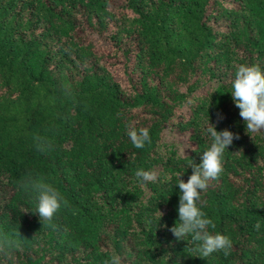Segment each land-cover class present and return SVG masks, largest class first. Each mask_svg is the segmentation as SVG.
I'll return each instance as SVG.
<instances>
[{
	"label": "trees",
	"instance_id": "obj_1",
	"mask_svg": "<svg viewBox=\"0 0 264 264\" xmlns=\"http://www.w3.org/2000/svg\"><path fill=\"white\" fill-rule=\"evenodd\" d=\"M238 64L264 71V0H0V224L38 236L0 264H103L113 251L122 264H264V130L250 136L232 99ZM209 122L239 135L198 201L233 241L228 257H199L169 230ZM129 125L151 144L135 148ZM28 174L69 202L54 229L19 187Z\"/></svg>",
	"mask_w": 264,
	"mask_h": 264
},
{
	"label": "clouds",
	"instance_id": "obj_2",
	"mask_svg": "<svg viewBox=\"0 0 264 264\" xmlns=\"http://www.w3.org/2000/svg\"><path fill=\"white\" fill-rule=\"evenodd\" d=\"M234 67L231 95L235 106L240 110V117L245 122V130L251 136L264 130V71L257 64H238ZM64 95L67 97L72 95L70 87H65ZM206 131L210 135L211 144L201 153L200 163L189 162L192 173L187 181L181 178L182 174L177 175L175 185H178L180 192L178 220L169 230L178 241L190 237L191 251L198 253L199 257L207 258L219 252H223V255L228 257L233 249V241L227 235L209 230L215 229L216 225L198 206V201L201 192L208 188L209 182L220 178L224 171V152L234 139H239V135L227 128L217 131L215 125L210 122ZM127 135L137 149H142L152 142L147 127L136 128L129 125ZM34 141L37 150L41 152L51 151L54 148L53 142L46 138L36 137ZM135 176L142 182L155 183L159 179L157 171H146L143 168L138 169ZM167 179L170 182L171 178ZM19 187L30 195L42 226L54 229L56 214L62 208L69 207V202L63 194L43 176L33 177L31 174L19 182ZM160 214L161 218L163 213L160 211ZM254 228L259 230L260 223L257 222ZM16 236L21 237L19 231ZM18 247L19 240L0 234V257L11 259L12 252ZM103 264H122V258L113 251Z\"/></svg>",
	"mask_w": 264,
	"mask_h": 264
},
{
	"label": "rangeland",
	"instance_id": "obj_3",
	"mask_svg": "<svg viewBox=\"0 0 264 264\" xmlns=\"http://www.w3.org/2000/svg\"><path fill=\"white\" fill-rule=\"evenodd\" d=\"M167 141L177 144V134L172 133L169 136H167ZM18 231L21 237L16 236V233ZM0 234H6L12 237L13 239L19 240V244H25V245H31L38 240V236L35 231L13 229L3 224H0ZM131 245H132V241L129 239H126L122 241L121 247L119 248V251L121 252V254L126 258H130V254L127 253V251L128 252L130 251ZM59 246L64 247L65 246L64 241H60ZM102 259L103 258L99 255V256H96L95 260H102Z\"/></svg>",
	"mask_w": 264,
	"mask_h": 264
}]
</instances>
